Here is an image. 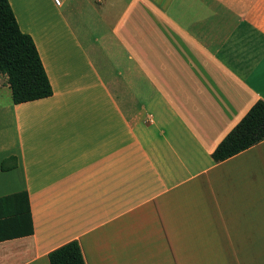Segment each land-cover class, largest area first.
<instances>
[{"label":"crops","instance_id":"crops-1","mask_svg":"<svg viewBox=\"0 0 264 264\" xmlns=\"http://www.w3.org/2000/svg\"><path fill=\"white\" fill-rule=\"evenodd\" d=\"M9 1L53 94L0 73V264H264V139L212 157L264 100V0Z\"/></svg>","mask_w":264,"mask_h":264},{"label":"trees","instance_id":"trees-1","mask_svg":"<svg viewBox=\"0 0 264 264\" xmlns=\"http://www.w3.org/2000/svg\"><path fill=\"white\" fill-rule=\"evenodd\" d=\"M0 73L7 75L14 103L53 94V86L35 40L21 29L9 0H0ZM263 139L264 100L259 99L220 141L212 157L215 161L225 160ZM9 167L4 160L2 168ZM49 260L51 264H86L77 240L51 251Z\"/></svg>","mask_w":264,"mask_h":264},{"label":"rangeland","instance_id":"rangeland-1","mask_svg":"<svg viewBox=\"0 0 264 264\" xmlns=\"http://www.w3.org/2000/svg\"><path fill=\"white\" fill-rule=\"evenodd\" d=\"M50 4H48L47 2H45V6L46 8L49 7ZM52 12V11H51ZM9 92L10 90H6V88L3 89V92H2V97L5 98V97H9Z\"/></svg>","mask_w":264,"mask_h":264},{"label":"built area","instance_id":"built-area-1","mask_svg":"<svg viewBox=\"0 0 264 264\" xmlns=\"http://www.w3.org/2000/svg\"><path fill=\"white\" fill-rule=\"evenodd\" d=\"M56 2H57V3H60V1H59V0H56Z\"/></svg>","mask_w":264,"mask_h":264}]
</instances>
